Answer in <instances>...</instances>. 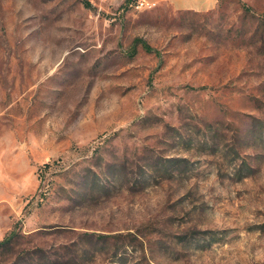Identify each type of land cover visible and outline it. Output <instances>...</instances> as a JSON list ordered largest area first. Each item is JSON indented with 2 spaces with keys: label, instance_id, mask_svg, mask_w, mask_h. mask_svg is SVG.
<instances>
[{
  "label": "rangeland",
  "instance_id": "rangeland-1",
  "mask_svg": "<svg viewBox=\"0 0 264 264\" xmlns=\"http://www.w3.org/2000/svg\"><path fill=\"white\" fill-rule=\"evenodd\" d=\"M175 5L0 0V264H264V0Z\"/></svg>",
  "mask_w": 264,
  "mask_h": 264
},
{
  "label": "crops",
  "instance_id": "crops-1",
  "mask_svg": "<svg viewBox=\"0 0 264 264\" xmlns=\"http://www.w3.org/2000/svg\"><path fill=\"white\" fill-rule=\"evenodd\" d=\"M177 8L181 10H196L201 11L208 9L214 3V0H170Z\"/></svg>",
  "mask_w": 264,
  "mask_h": 264
},
{
  "label": "built area",
  "instance_id": "built-area-1",
  "mask_svg": "<svg viewBox=\"0 0 264 264\" xmlns=\"http://www.w3.org/2000/svg\"><path fill=\"white\" fill-rule=\"evenodd\" d=\"M158 3V0H135L133 5L136 9H151Z\"/></svg>",
  "mask_w": 264,
  "mask_h": 264
},
{
  "label": "trees",
  "instance_id": "trees-1",
  "mask_svg": "<svg viewBox=\"0 0 264 264\" xmlns=\"http://www.w3.org/2000/svg\"><path fill=\"white\" fill-rule=\"evenodd\" d=\"M135 0H125V2L126 3H130V2H134ZM245 7V11L246 12H250V8H248V7H246V6H244ZM261 19H262V22H263V24H264V14L263 15H261ZM145 49H147V50H150V48L147 46V44H145ZM8 240V238H6L4 241H7Z\"/></svg>",
  "mask_w": 264,
  "mask_h": 264
}]
</instances>
